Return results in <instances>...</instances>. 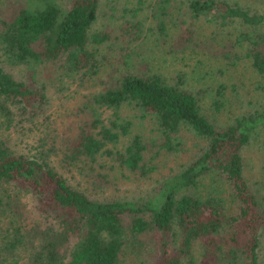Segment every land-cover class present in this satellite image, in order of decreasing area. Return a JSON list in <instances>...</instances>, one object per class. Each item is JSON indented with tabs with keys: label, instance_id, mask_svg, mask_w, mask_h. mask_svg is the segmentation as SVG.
I'll return each mask as SVG.
<instances>
[{
	"label": "trees",
	"instance_id": "16d2710c",
	"mask_svg": "<svg viewBox=\"0 0 264 264\" xmlns=\"http://www.w3.org/2000/svg\"><path fill=\"white\" fill-rule=\"evenodd\" d=\"M182 1L194 17L211 14L245 24L249 31L235 40L241 48L252 45L246 48L250 64L264 75V14L234 0ZM97 6L98 0H71L64 9L55 0H0V264H125V253L150 230L157 237L151 264H264L257 232L264 226V196L260 201L252 193L242 156L264 127V108L219 126L201 110L203 91L126 71L91 94L72 136H58L55 120L45 113L50 90L36 74L45 60L59 58L86 72L90 56L107 37L105 31L90 30ZM157 24L158 35L167 37L166 27ZM141 25L132 28L135 39ZM126 106L139 122L155 127L169 150L177 149L174 135L181 128L202 143L174 174L161 176L152 195L99 197L80 183L103 188L121 169L144 174L147 167L146 141L130 130L133 120L122 112ZM106 108L110 113L103 116ZM41 115L44 123L37 124ZM20 117L33 124L25 132L34 142L28 152L11 143V131L20 124L13 120ZM113 167L118 172L109 179ZM259 169L264 172L263 156ZM200 184L208 187L205 192ZM14 187L31 190L50 221L24 223ZM224 194L235 205L228 207ZM196 241L200 259L193 255Z\"/></svg>",
	"mask_w": 264,
	"mask_h": 264
},
{
	"label": "rangeland",
	"instance_id": "374dc122",
	"mask_svg": "<svg viewBox=\"0 0 264 264\" xmlns=\"http://www.w3.org/2000/svg\"><path fill=\"white\" fill-rule=\"evenodd\" d=\"M13 1L22 3L26 0ZM55 1L64 9L69 6L71 0ZM233 2L251 12L264 14V0ZM4 5L2 4V7ZM138 22L142 24L141 33L139 38L135 39L132 28ZM158 22L166 27L167 37L158 35ZM91 29L105 31L107 37L98 44V50L90 56L84 74L79 73L81 68L68 67L62 58L55 62L45 60L41 64V70L36 74L37 81L44 82L50 90L48 94L50 100L45 113H50L55 120L58 136L63 133L64 137L72 136L77 131V115L86 113L84 104H87L91 94L100 91L108 83L113 82L116 76L126 71L158 75L168 83H179L178 85L189 87L193 91H203L205 94L200 98L201 110L211 119L213 115L216 118V125L219 126L226 125L227 120L235 116L264 108V75L259 74L250 64L249 51L246 52V48L249 49L252 45L241 48L235 40L243 32L249 31V28L238 20L221 19L211 14L194 17L182 0H169L164 4H160L159 0H98ZM138 29L136 26V31ZM91 63L94 64L92 68ZM11 70L17 73L15 67ZM59 72L63 74L60 75ZM213 100H220L219 105L215 106ZM122 112L133 120L130 130L141 133L146 141L145 173L134 174L126 169H121L124 174L117 173L113 167L112 170L108 169L111 176L109 179L116 173L117 176L107 187H92L82 182L81 188L86 186L88 192L99 197L105 194L114 197H146L155 191L161 176L174 174L194 157L202 139L181 128L174 135L178 144L177 149L169 150L166 145H161L159 134L148 120L138 121L139 118L134 115L135 110L131 106L124 107ZM109 113L108 108L102 110L103 116ZM36 122L44 123L43 116L41 115ZM13 123L20 124L17 130L11 131V143L16 144V151L28 152V148L34 142L25 132L33 124L23 117H20V121L13 120ZM156 149L158 151L153 152ZM242 156L245 162L246 181L255 198L259 196L258 200L263 201L260 198L264 196V172L259 169V163L262 156L264 157V127L260 129L256 138L244 146ZM95 167L99 171L106 168H98L96 162ZM62 171L68 174L65 169ZM209 179H205L204 182ZM14 188L18 197V211L24 223L42 224L50 221V217L46 216L48 212L46 215L43 213L36 195L31 190ZM205 188L208 187L199 185L201 191L205 192ZM224 200L228 207L235 205L227 194H224ZM257 232L260 236L258 254L262 259L264 226H260ZM153 234L154 230L140 234L135 241L134 249L128 250L123 256V262L151 264L156 254L157 237ZM215 236L219 238L220 234ZM200 252L201 245L196 241L193 255L200 259Z\"/></svg>",
	"mask_w": 264,
	"mask_h": 264
}]
</instances>
